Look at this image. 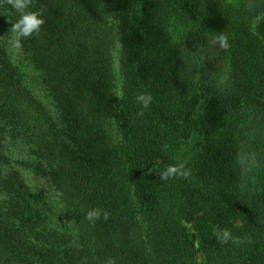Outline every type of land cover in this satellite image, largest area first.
I'll return each instance as SVG.
<instances>
[{
    "label": "trees",
    "instance_id": "1",
    "mask_svg": "<svg viewBox=\"0 0 264 264\" xmlns=\"http://www.w3.org/2000/svg\"><path fill=\"white\" fill-rule=\"evenodd\" d=\"M0 9L56 109L0 47V264H198V254L202 264H264V0H0ZM33 15L41 23L25 35ZM213 36L226 47L220 67ZM6 140L42 164L75 239L48 228Z\"/></svg>",
    "mask_w": 264,
    "mask_h": 264
},
{
    "label": "rangeland",
    "instance_id": "2",
    "mask_svg": "<svg viewBox=\"0 0 264 264\" xmlns=\"http://www.w3.org/2000/svg\"><path fill=\"white\" fill-rule=\"evenodd\" d=\"M108 5L113 0H107ZM260 16L254 18L250 22V28L255 30V27L260 21ZM109 23L114 25L116 23L115 14L110 15ZM0 47L6 51L9 59L15 64L19 71L22 73L23 81L26 87L32 92V94L41 101L48 110L55 115L56 109L49 99L48 94L45 92L41 85L39 72L35 71L29 64L28 58L21 53L19 45L14 38L12 26L9 21V16L2 12L0 9ZM209 49L212 56L216 60V66L223 65L224 57L226 54V47L218 37H211L209 39ZM117 45L113 52L114 66L113 72L115 73V79H118L117 75V62H116ZM199 79V75L196 77V81ZM119 94V92H118ZM112 135L113 142L118 155L121 153V141L118 132V126L116 120H112ZM5 154L14 163V167L18 169L24 176L25 180L32 188L33 191L40 193L45 201V213L47 216V225L49 229H55L58 233H68L75 239L76 226L70 217V214L63 202V199L59 193L55 190V187L51 184L49 179L41 174L39 167L42 164L36 157H33L27 147L19 142H11L6 140L5 142ZM188 236L193 245L198 247V240L190 225H185ZM202 257L197 255V263L202 264Z\"/></svg>",
    "mask_w": 264,
    "mask_h": 264
},
{
    "label": "clouds",
    "instance_id": "3",
    "mask_svg": "<svg viewBox=\"0 0 264 264\" xmlns=\"http://www.w3.org/2000/svg\"><path fill=\"white\" fill-rule=\"evenodd\" d=\"M25 22H26V27L24 28V34L27 35L29 34L32 30L36 29L39 24L41 23L40 20L36 19V17L33 15V16H30V17H26L25 18ZM175 171L174 169H170L169 172L165 173V178L171 174V172ZM97 213L96 212H90L89 213V218H92L94 216H96ZM227 235V234H225Z\"/></svg>",
    "mask_w": 264,
    "mask_h": 264
}]
</instances>
